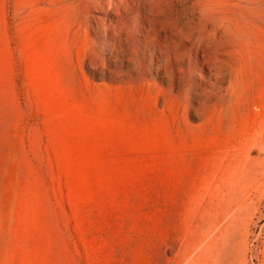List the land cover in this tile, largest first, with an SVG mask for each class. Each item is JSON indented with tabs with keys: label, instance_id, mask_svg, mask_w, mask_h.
<instances>
[{
	"label": "rangeland",
	"instance_id": "1",
	"mask_svg": "<svg viewBox=\"0 0 264 264\" xmlns=\"http://www.w3.org/2000/svg\"><path fill=\"white\" fill-rule=\"evenodd\" d=\"M128 1L0 0V264H264V0L207 80Z\"/></svg>",
	"mask_w": 264,
	"mask_h": 264
},
{
	"label": "bare ground",
	"instance_id": "2",
	"mask_svg": "<svg viewBox=\"0 0 264 264\" xmlns=\"http://www.w3.org/2000/svg\"><path fill=\"white\" fill-rule=\"evenodd\" d=\"M115 1L124 2V6H128L129 4L128 0ZM158 1L159 10L155 13H150L144 16L146 24H151V27H154L157 21L160 22L161 18L164 16L170 17L176 23V27H172V25L165 26L166 33H164V41L161 44H163L164 47H167L166 45L172 41L177 48L180 45L185 46L193 44V49L191 50L193 54L191 55V58H194V63L197 66L195 64L193 65V62H190L188 63V67L196 69L197 74L202 80H207L208 78H221L222 71L218 66L216 57L218 51L220 50V44H223L227 38H241V34H244L243 31L247 27V7L245 5L241 6L243 21L238 22L231 17V11L226 8V0ZM189 10H191L190 14L188 13ZM199 23L204 25V35L203 38L194 45V42L192 41L193 35L190 34L189 30L194 29V27ZM146 31L147 35L145 37V46L151 51V57H153V55H155L154 44L157 43L159 39L152 37V34L154 33L153 29L146 28ZM159 52L160 55L164 57V50L161 49ZM200 55L204 57L205 62L203 64H199V61L196 59ZM203 66H209L207 75L198 73V71H203ZM211 87L214 88L215 84H211ZM234 87L235 84L231 82L227 91L232 90ZM242 260L244 259L242 258Z\"/></svg>",
	"mask_w": 264,
	"mask_h": 264
}]
</instances>
